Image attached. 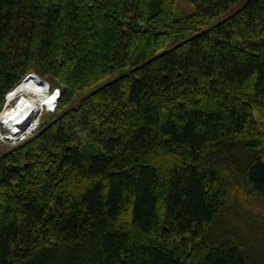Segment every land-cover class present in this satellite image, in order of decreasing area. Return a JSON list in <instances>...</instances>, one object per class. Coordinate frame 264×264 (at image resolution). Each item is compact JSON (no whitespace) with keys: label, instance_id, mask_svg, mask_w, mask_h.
<instances>
[{"label":"trees","instance_id":"16d2710c","mask_svg":"<svg viewBox=\"0 0 264 264\" xmlns=\"http://www.w3.org/2000/svg\"><path fill=\"white\" fill-rule=\"evenodd\" d=\"M188 1L0 0V111L62 91L0 154V264H264V0Z\"/></svg>","mask_w":264,"mask_h":264},{"label":"bare ground","instance_id":"6f19581e","mask_svg":"<svg viewBox=\"0 0 264 264\" xmlns=\"http://www.w3.org/2000/svg\"><path fill=\"white\" fill-rule=\"evenodd\" d=\"M39 78L40 77L38 75L32 73L31 76L24 79L20 83H18L17 90L24 91L27 96L22 100L21 105L18 109H12L8 105L1 111L0 113V124L1 125L9 126L10 128L14 129V133H16L19 131V128H20V127L15 126L16 122H20L21 123L20 125H23L26 122V120L29 119L25 123L26 125L24 124L25 126L23 128H25L30 123L29 121H31L30 119L31 117H29V115L31 113V110L37 107L38 103L40 105L41 98H39V96H41V92L48 85L47 82H40ZM47 103L48 105L53 106L54 100L52 99L48 101ZM18 135H20V133H18ZM14 137L15 136L12 134L11 138H14Z\"/></svg>","mask_w":264,"mask_h":264},{"label":"rangeland","instance_id":"374dc122","mask_svg":"<svg viewBox=\"0 0 264 264\" xmlns=\"http://www.w3.org/2000/svg\"><path fill=\"white\" fill-rule=\"evenodd\" d=\"M243 3H244V0L242 2H240L236 7H234L231 11H229L227 14H225L221 18H219L217 21L229 16L235 10H238ZM175 12L178 16L187 15V14H190L193 12V7L188 0H177ZM43 81L47 82L46 80H43ZM56 88L61 89V87H56ZM73 104H76V102H74ZM4 106H5V103H4L1 111L4 109ZM1 111H0V113H1ZM52 116H53V114H50L49 112H43L39 116L40 120L38 122V128H37L36 132L41 127V125L47 119H50ZM1 129L3 130V136H0V154H3L4 152L12 149L17 143L12 144V140L6 137V136H9L10 133L8 131L6 132L2 125H1ZM233 180H236V179L233 177L231 179V182ZM246 214H248L249 217L244 215L243 221L239 220L237 223H235V226L237 227V229L239 228V230H242L244 228L245 223L249 219L250 221H253L254 223L258 224L261 227L262 232H264V199L254 200L253 203L250 206H248V209L246 210Z\"/></svg>","mask_w":264,"mask_h":264},{"label":"built area","instance_id":"2783aa9c","mask_svg":"<svg viewBox=\"0 0 264 264\" xmlns=\"http://www.w3.org/2000/svg\"><path fill=\"white\" fill-rule=\"evenodd\" d=\"M38 128V122H30L25 128L22 129V133L20 135H15V138L12 141V144L19 143L28 139L31 135H33Z\"/></svg>","mask_w":264,"mask_h":264}]
</instances>
